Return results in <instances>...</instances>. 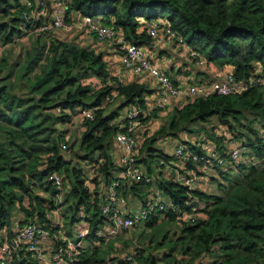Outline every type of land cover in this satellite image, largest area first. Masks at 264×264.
I'll return each instance as SVG.
<instances>
[{
  "label": "trees",
  "instance_id": "1",
  "mask_svg": "<svg viewBox=\"0 0 264 264\" xmlns=\"http://www.w3.org/2000/svg\"><path fill=\"white\" fill-rule=\"evenodd\" d=\"M64 1L66 22L74 26L71 29L80 30L79 33L87 29L81 28L79 21L92 16L112 26L124 40L153 47L155 39L150 34V24L156 22L171 26L192 50L206 57L207 63L229 67L237 80L264 79V0ZM29 10L23 0H0V48L15 45L16 34L24 37L25 31L52 22L39 13L36 18L25 20L24 12ZM60 32L56 27L46 33L36 30L22 39L31 34L36 36V43L26 54L27 73L41 68L38 74L41 75L31 83L29 93L12 90V85L6 82L12 71L0 76V231L6 228L8 238L15 233L16 222L21 226L36 222L48 227L52 234L70 239L63 227H51L49 221L51 211L65 204L68 207L64 216L68 223L84 219L89 227L86 237L99 239L98 232L109 223V217L102 214L101 204L107 195V186L117 181L119 197L132 193L146 207L149 202L147 197L144 199L145 195L154 197L157 191L169 200L171 205L163 211L158 207L151 210L145 220L149 229L168 220L181 225L178 237L164 234L157 242L151 241L156 250L164 251L170 246L169 252L160 251L156 256L154 253L144 256L141 254L144 251L135 256L132 252L138 263L264 264V83H256L234 95L215 93L173 106L168 124L150 136L146 132L143 142L138 141L136 165L145 168L144 178L141 181L120 178L118 174L124 168L116 163L111 152L114 136L129 122L125 118L123 126L117 124L120 111L126 107L140 108L138 126L148 127L164 111L148 102V94L154 95L156 89L148 82H122L110 73L103 51L61 39ZM96 84L100 85L97 90ZM108 97L111 100L107 101ZM91 98L93 101L89 102ZM115 98L121 99L119 112H106V103ZM82 108L92 109L94 118L82 117L79 112ZM75 114L84 120V133L79 140L81 152H74L78 161L72 164L62 151L55 123L66 124ZM221 129L245 147L240 160L231 161ZM187 130L198 133L195 140H181L186 148L199 155L197 162L183 161L157 149L156 142L161 137L179 136ZM204 134L215 145L216 159L209 157L202 147ZM162 161L169 164L176 161L180 167L172 163L168 174L155 173V165L162 167ZM87 162L94 163L89 168L96 172L98 186L103 183L101 190L90 186L94 177L91 181L87 179L83 167ZM180 170L185 174L192 171L204 174L210 188L184 185L177 179L176 172ZM235 171L238 174L232 179ZM53 173L63 176L62 190L49 180ZM195 178L198 179L197 175ZM214 183L218 189L225 184L224 194L214 192ZM67 187L70 190L66 199L55 204ZM195 206L199 207L195 222L182 218L184 211L190 212ZM81 209L82 217L79 216ZM52 239L55 245L59 244L54 236ZM92 252V247L82 248L69 264H94ZM94 261L98 262L96 258ZM6 263L39 264L25 252Z\"/></svg>",
  "mask_w": 264,
  "mask_h": 264
},
{
  "label": "built area",
  "instance_id": "2",
  "mask_svg": "<svg viewBox=\"0 0 264 264\" xmlns=\"http://www.w3.org/2000/svg\"><path fill=\"white\" fill-rule=\"evenodd\" d=\"M37 0L35 3L32 0H25L24 5L30 8L29 11L24 12L25 20L34 19L40 14V11L43 10L42 6L38 3ZM41 4H44L41 2ZM55 7V18H51L52 22L44 24L37 29H30L25 31L23 34L28 36L33 31H38L41 33L48 32V29L56 27L58 29H71L74 26L66 22V13H67V4L64 0H54ZM46 9H47V4ZM45 10V9H44ZM79 26L81 28H87L90 32L95 33L97 39L103 41H112L116 45L117 55L120 58L121 65L129 69L131 72L138 76H145L151 80V87L156 89V95L152 99L151 104L156 108H168L173 105L174 101L179 97L184 96L189 99L197 97H208L215 93L222 95H234L241 93L248 88H251L256 83H264L263 78L255 79L251 77L249 81H239L236 79L234 74L228 72L226 78L221 82H215L213 84H206L196 81V83H186L185 85L176 84L171 73L163 67H157L153 62L152 57L149 55V50L145 46H137L136 44L130 43L127 40L123 39V36H119V32L114 29L112 26L107 24H102L98 19L93 18L92 16H85L80 21ZM24 24V23H23ZM26 27L27 24H24ZM48 34V33H47ZM150 34L155 39V45L161 43L166 45H179L186 49L187 53L185 54L196 64H205L207 63L206 57L199 52L198 50H192L187 42V40L176 33L171 26H161L159 23L153 22L150 24ZM24 36V37H25ZM24 37L20 35H14L13 42L14 44L17 41H21ZM3 48V47H2ZM0 48V52H1ZM111 100L108 97L107 101ZM80 114L84 118H94L95 114L92 109H80ZM142 114V110L138 107H129L126 111L125 118L129 119V122L125 125L124 130H119L116 134L117 141L122 145L124 155L118 159V164L124 168L122 171L121 177H128L136 181H141L145 176V171L136 165V146H138V137L136 135V129L138 127L137 117ZM220 135L224 137V142L226 147H228L231 161H238L242 158L245 147H243L239 141H234L232 136L225 131L224 129L220 130ZM264 139V136H263ZM202 147L207 151L208 156L216 159L218 157L217 150L215 145L212 142L207 141V136L204 134L201 136ZM174 155L181 158L183 161L192 159L197 162L199 155L193 153L186 148V145L182 142L178 143L174 148ZM223 163L222 160L219 161ZM177 179L182 182L184 185L193 188L195 187V173L192 171L190 175L185 174L182 170L177 171ZM120 177V178H121ZM149 180V176H147ZM50 181H53L54 184L62 188L63 176L59 173H53L49 177ZM118 183L113 182L109 184L107 195L104 198L102 206V214L105 217H109L110 221L106 228L98 232L99 236L105 235H115L123 231L131 230L135 227L141 226L144 224L145 220L148 218L151 210L158 206L161 211L168 208V205H171L169 200L166 199L163 194L157 191L154 194L151 202L148 207L140 209L137 211H132L129 213H124L121 211L118 205L119 195H118ZM171 207V206H170ZM199 207L195 206L192 210L184 211L182 213V218L190 219V221L195 222L198 216ZM88 234V229H85L81 233V236H86ZM57 239L58 245H55L54 251L51 258H48L46 255L44 242L49 238ZM62 234L51 233V230L46 228L43 225H40L36 222H28L22 227L16 229V232L5 240L0 241V260L5 259L6 261H11L19 254L20 252L28 253L31 260L38 262L39 264H69L74 259L76 255V244L71 242L70 239L66 238ZM51 238V239H52ZM52 241H54L52 239ZM64 242L66 245H64ZM55 244V242H54ZM124 260H128L134 264L138 263L134 254H127ZM5 261L0 262V264H5Z\"/></svg>",
  "mask_w": 264,
  "mask_h": 264
},
{
  "label": "rangeland",
  "instance_id": "3",
  "mask_svg": "<svg viewBox=\"0 0 264 264\" xmlns=\"http://www.w3.org/2000/svg\"><path fill=\"white\" fill-rule=\"evenodd\" d=\"M53 1L54 0H39L38 3H39V5L42 6V9H46L45 4L49 5L50 6V12L47 15L51 16L52 18H55L56 11H55ZM41 2H43L44 4H41ZM35 37L36 36L34 34H31L29 36V38L24 39L23 41L22 40L17 41V43L15 45H10V46L4 47V48L1 47L2 50L0 52V61H1L2 67L0 68V71H1L0 76H4L8 73V71H12V76L9 78V80L6 81L10 85H12V90L29 93L30 88L32 86L31 83L35 82L37 77L41 75V74L38 75L41 72L40 67L31 71V73H27L28 60L26 59V54H27V51L30 50L33 47V45L36 43ZM96 40L98 41L97 37H96ZM99 41L98 42L103 45V42H101L102 40L99 39ZM104 44H105L104 45L105 48L110 45L109 41H107V43H104ZM110 47L112 48L113 46L110 45ZM114 47H116V45H114ZM102 50H103V47H102ZM112 65H114V64H112ZM99 88H100L99 84H96L94 87L95 90H97ZM88 101L92 102L93 99L91 98ZM120 104H121V99L115 98L112 102L106 103L107 108H105V111L106 110L111 111V112L118 111V107ZM76 116H77V114L75 115V117H73V115H71L70 119L68 120V122L66 124H59L58 125V123H55L56 129L58 130L57 133L61 138L60 139V142H61L60 145H61L62 151L68 156L67 160H70V162L72 164H76L78 161V159H77L78 156L74 152L80 151V145H79L80 141L79 140L81 139V137L84 133L83 132L84 131V122L83 121L84 120H82L80 116H79L80 118L77 116L78 119H76ZM170 119H171L170 114L167 116L162 115L161 117L159 116L158 119H155V120H157L156 122L158 123L156 130L159 127H161L162 125L168 124ZM179 134H180L181 140L187 141V139L188 140L197 139L198 133L189 132L187 130V131H182ZM115 137H116V135H115ZM179 141H180V139H179ZM167 142H168V140H166L164 143H167ZM82 152H84V151H82ZM135 158H136V156H135ZM88 163L89 162H87L86 164L83 163L85 173L92 172V174L96 175V172H94L92 169H90V170L87 169L86 166L88 165ZM89 165H90V167H92L94 165V163H90ZM236 172L237 171H235V173H233L231 175L232 179H234V177H236V174H238V172L237 173ZM90 178H93V177H91V176L87 177V179L91 181ZM95 178L96 177H94V180L92 181V184H90V186L92 188H99L101 190L102 189L101 186L103 185V183L101 184V186H98L97 178L96 179ZM222 182L229 184V181H226V180H223ZM217 183H218V181H217ZM217 183L213 184L214 192L217 193L219 191V193L224 194V192L226 190L225 184L223 185V187H221V189H218ZM208 185L211 186L210 182H208ZM69 190H70V187H67V191H65L62 194V196L65 197V195H67L69 193ZM61 202L57 203L55 201V204L59 205ZM67 207H68L67 205L61 204L56 208L57 210L61 211V215L63 218L62 224L64 225L63 226L64 234L68 235V236L69 235H71V236L75 235L76 234L75 232H77L80 228L82 230L77 235V239H82V238L87 239L88 238V237H86L87 235L85 237H82L81 233L84 232L85 229H89L88 224H86L84 219H81V221H77V222H71L69 224L67 217L64 216L65 210H67ZM145 207L146 206H144V208ZM155 207H158V206H155ZM144 208H142V209H144ZM56 209H55V211H56ZM51 212H53V211H51ZM82 214H83V211L81 209L79 216L82 217ZM109 221H110V219H109ZM155 224H157V223H155ZM19 226H21V224H18V227ZM180 226L181 225L179 223L174 222L172 220H168V221H164L163 223L158 224L156 227L149 229L147 226V223L144 222V225L137 227V228H133L131 230V232H127V233L121 232V233H117L115 235L111 234L108 236L102 235V236H99L98 240L91 239L89 242L90 243L89 248H91L93 246L94 247V253H96V254H94L92 252L91 261L94 264H115L118 261H119V264H126L124 261L121 260V258H120L121 254H127V253L131 254L132 252H135V256H139L141 251H144V253H141V254H144V256L148 255L149 253H154V256H156L161 252L162 253L169 252L170 248H171L170 246H167L166 248H164V251L163 250H156L153 248V245H151V241L157 242V240H160L164 236V234H167L169 236L175 235V238L178 237L180 235V229H181ZM46 228H48V227H46ZM113 237H115L114 239H116V240H114V242H113ZM49 239H51V238H49ZM92 240H95V242L100 243L101 247H99V245L94 246V243H93L94 241L92 242ZM74 241H76V240H74ZM124 241H128L126 246H125ZM73 243H75L77 245V246H75V248L77 250L76 253H78L79 247H81V245L77 242H73ZM150 245H151V247H150ZM160 257H163V256H160ZM95 258L98 260V262L94 261ZM101 259H102V261H100ZM163 259H164V257H163ZM2 261L7 262L5 259L0 260V262H2ZM137 261L140 262L139 260H137Z\"/></svg>",
  "mask_w": 264,
  "mask_h": 264
},
{
  "label": "crops",
  "instance_id": "4",
  "mask_svg": "<svg viewBox=\"0 0 264 264\" xmlns=\"http://www.w3.org/2000/svg\"><path fill=\"white\" fill-rule=\"evenodd\" d=\"M25 1V0H23ZM50 12V6L48 5L47 9H43L40 11L41 16L43 17H49L52 18L51 16H48L47 14ZM59 29L61 32L59 33L58 37L61 39H69L71 41H75L77 43H80L82 45H91L94 47H97L98 49H100L101 51H103L104 57L108 60V67L110 70V73L115 76L118 77L122 82H132V81H143V82H148L149 86L152 85L151 80L145 76H138L136 74H134L133 72H131L129 69L125 68L123 65H121L120 62V58L117 55V49L116 47H114V44L112 43V41H109V44L111 46H113L112 48L109 46H107L106 48L104 47V43H107V41H103V45L98 43V41L95 39V34H90L87 29H85V32H80V30L78 29ZM79 38V39H78ZM100 42V41H99ZM103 47V50H102ZM146 48L149 50V55L152 57L153 62L155 63V65L157 67H163L166 68L171 75L173 76L174 80L179 81L180 85H185L186 83L189 82H193L196 83V81L198 82H202V83H208V84H213L215 82H219V81H223L226 78V75L228 72L231 71V69L229 67H225V68H220L218 66H216L215 64L212 65L210 63H205V64H195L193 60H191L188 56H186L185 54L187 53L186 49H184L183 47H180L179 45H166V44H159V45H155L153 47H148L146 46ZM114 64V65H112ZM175 81V82H176ZM115 94V93H114ZM156 95V92L154 93V95H150L148 94V102H150L149 104H151L152 99L154 98V96ZM189 98L188 97H184L181 96L179 97L177 100L174 101L173 105L168 107V109L164 108L163 112L159 113V116L161 117L162 115L167 116L169 114H171V110L173 109V106L178 105L179 103H183L185 101H187ZM127 107L124 108L122 111H120L121 115L119 117V119L117 120V124L118 125H122V122L125 119V115H126V111H127ZM76 115V114H75ZM74 115V117H75ZM80 118V117H79ZM76 119H78V117L76 116ZM157 120H151L149 122L148 127L143 128L144 125L142 126H138L136 129V135L138 137V141H142L143 138L145 137L146 132L149 133V136L152 135L153 133L156 132V128L158 126V123L156 122ZM160 128V127H159ZM158 128V129H159ZM120 129V128H119ZM148 129V130H145ZM148 136V134H147ZM180 139V141H179ZM194 139V138H193ZM166 140H168L167 143H164ZM188 140V139H187ZM163 141V142H162ZM192 141V139L190 140ZM143 142V141H142ZM181 142V137L180 134L179 136H163L161 137V139H159L156 142V147L157 149H162L166 154L173 156L174 152H175V147L177 146L178 143ZM162 143V144H161ZM171 147V148H170ZM111 152L112 155L114 157V160H116L117 164H118V159L120 157H122L124 155V150L122 145L117 141L116 137L114 136V139L112 141L111 144ZM138 153V151L136 152ZM141 154V153H140ZM139 154V155H140ZM137 155V154H136ZM163 163L162 167H159L160 165H155V173L158 174H162L164 173V175L168 174L171 170H172V163H176L177 165H179V162H172L171 164H169V162H161V165ZM140 165V164H139ZM203 167H205L204 165H202ZM87 169H91L89 168V165L86 166ZM142 168V166H140ZM180 167V165H179ZM145 170V168H143ZM93 170V169H92ZM94 171V170H93ZM122 172H120L118 174L119 177H121ZM188 175L191 174L187 173ZM197 175V180L195 182V187H202V188H210V185H208V179L207 177L204 176V174H201L198 172L195 174ZM86 176H91V177H95L96 175L92 174V172H87ZM124 178V177H121ZM101 186V183H100ZM148 198V202L150 203L152 200V196L148 197L147 195H145V198ZM64 196L59 195L57 197V203L59 202H63L64 200ZM61 202V203H62ZM118 205L119 208L121 209L122 212L129 213L132 211H137L140 210L142 208H144V205L142 203V199H140L138 196L132 194V193H127L126 196H122L120 195L119 200H118ZM21 215V214H20ZM22 217V216H20ZM49 221L51 222L52 226H56L59 225L61 227H63L64 225L63 223V218L61 215V211L57 210H53V212L50 213L49 215ZM18 222H16L14 224L15 228L13 229L14 232H16V229H18ZM82 229L79 228V230L77 232H75V235H69L71 242H77L81 245V248L79 249V251L81 252L82 248H86V249H90L89 248V242L92 238H82V239H77V235L81 232ZM132 230V229H131ZM131 230H128L127 232H131ZM7 229L4 228L3 230L0 231V241L5 240L7 238L6 235ZM127 232H123V233H127ZM52 238V237H51ZM101 238V237H100ZM115 237H113V242ZM76 240V241H74ZM79 240V241H78ZM98 240V239H95ZM95 240H92V242L94 243V246H98L101 247L100 243L95 242ZM125 242V246L127 245L128 241H124ZM44 247H45V251H46V255L48 258H51L52 253L54 251V241H52V239H48L46 240L44 243ZM77 246V245H76ZM92 246V245H91ZM92 248H94L92 246ZM79 253V252H78ZM76 253V255L78 254ZM128 254V253H127ZM127 254H121L120 258L122 261H124L126 264H134L131 263L129 261L124 260V258L127 256ZM121 261V262H122ZM5 264H7L6 262H4ZM115 264H119V261L116 262ZM158 264H165V262H159Z\"/></svg>",
  "mask_w": 264,
  "mask_h": 264
}]
</instances>
